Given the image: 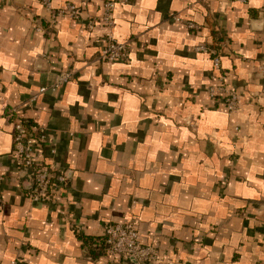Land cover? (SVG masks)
<instances>
[{"label": "crops", "instance_id": "0c3cea01", "mask_svg": "<svg viewBox=\"0 0 264 264\" xmlns=\"http://www.w3.org/2000/svg\"><path fill=\"white\" fill-rule=\"evenodd\" d=\"M2 1L0 264H137L85 246L128 222L155 264H264V0H53L79 10L56 24L41 0ZM109 1L126 62L99 61L108 31L86 29ZM13 108L46 131L36 160L66 169L55 204L30 196Z\"/></svg>", "mask_w": 264, "mask_h": 264}, {"label": "built area", "instance_id": "2783aa9c", "mask_svg": "<svg viewBox=\"0 0 264 264\" xmlns=\"http://www.w3.org/2000/svg\"><path fill=\"white\" fill-rule=\"evenodd\" d=\"M45 8L51 13V22L56 24L58 19L69 17L76 19L79 16V10L73 3H66L64 7L55 9L53 0H41ZM240 3L246 4L249 0H237ZM0 0V9L2 7ZM115 2H106L103 6V13L99 17L90 18L86 21V29L94 31L98 26H103L107 29L106 44L102 48L99 61L115 63L119 61L126 62L130 59V44L119 42L112 33L115 26ZM178 21H180L177 18ZM190 31L198 30V25L193 22L185 24ZM200 52H207L205 46L197 48ZM216 69L221 68V60L218 57L213 59ZM261 73L264 78V66L261 68ZM72 78L71 73H65L53 89H58L61 85L67 83ZM220 85L217 88L211 89V95L220 92L223 94V102L229 114L235 113L239 109V97L237 93L231 91L226 85V78L222 76ZM47 89H41V93ZM35 97L30 99L34 102ZM10 116L14 118V134L13 147L14 153L18 157L22 168L30 169L34 174V186L31 190V198L43 204H55L59 201L63 191L67 187L66 169L63 165L56 161L50 164L40 163L36 160L38 150L42 144L47 143L46 131L42 128H37L35 124L28 121L18 108H13L10 111ZM56 149L51 148L50 153L56 154ZM104 236L107 239V256L116 261L124 260L137 264H155L158 260V252L152 245H145L140 239V234L134 223H118L110 224L105 227Z\"/></svg>", "mask_w": 264, "mask_h": 264}, {"label": "trees", "instance_id": "16d2710c", "mask_svg": "<svg viewBox=\"0 0 264 264\" xmlns=\"http://www.w3.org/2000/svg\"><path fill=\"white\" fill-rule=\"evenodd\" d=\"M85 246L89 249V255L93 259L107 254L108 245L105 236L102 238H97L93 240V242L91 240L85 239Z\"/></svg>", "mask_w": 264, "mask_h": 264}, {"label": "water", "instance_id": "95a60500", "mask_svg": "<svg viewBox=\"0 0 264 264\" xmlns=\"http://www.w3.org/2000/svg\"><path fill=\"white\" fill-rule=\"evenodd\" d=\"M27 170L30 171L31 179H32V187L31 188H33V186H34V174H33V172L30 169H27ZM133 262L135 263V261H133Z\"/></svg>", "mask_w": 264, "mask_h": 264}]
</instances>
